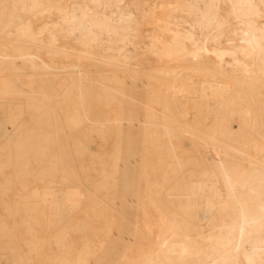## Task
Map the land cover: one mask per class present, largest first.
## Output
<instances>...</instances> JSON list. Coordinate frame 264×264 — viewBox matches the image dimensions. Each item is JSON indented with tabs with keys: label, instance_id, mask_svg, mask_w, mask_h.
Wrapping results in <instances>:
<instances>
[{
	"label": "bare ground",
	"instance_id": "6f19581e",
	"mask_svg": "<svg viewBox=\"0 0 264 264\" xmlns=\"http://www.w3.org/2000/svg\"><path fill=\"white\" fill-rule=\"evenodd\" d=\"M0 264H264V0H0Z\"/></svg>",
	"mask_w": 264,
	"mask_h": 264
}]
</instances>
